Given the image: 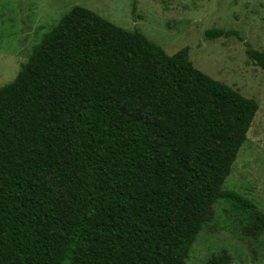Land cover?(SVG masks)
I'll return each mask as SVG.
<instances>
[{
    "label": "trees",
    "instance_id": "1",
    "mask_svg": "<svg viewBox=\"0 0 264 264\" xmlns=\"http://www.w3.org/2000/svg\"><path fill=\"white\" fill-rule=\"evenodd\" d=\"M257 110L188 46L167 54L73 6L0 86V264H185L221 198L264 233V212L222 188ZM203 264L235 263L222 250Z\"/></svg>",
    "mask_w": 264,
    "mask_h": 264
},
{
    "label": "rangeland",
    "instance_id": "2",
    "mask_svg": "<svg viewBox=\"0 0 264 264\" xmlns=\"http://www.w3.org/2000/svg\"><path fill=\"white\" fill-rule=\"evenodd\" d=\"M89 8L114 24L138 30L167 54L188 46L193 65L253 98L258 110L222 188L264 212V69L248 58L244 42L264 50V0H0V86L11 82L32 48L73 6ZM211 27L238 31L207 40ZM249 212L221 198L198 233L185 264H203L226 250L235 264H264V233H244Z\"/></svg>",
    "mask_w": 264,
    "mask_h": 264
}]
</instances>
